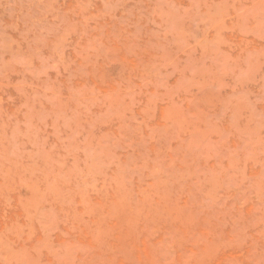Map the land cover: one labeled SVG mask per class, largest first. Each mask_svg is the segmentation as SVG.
Wrapping results in <instances>:
<instances>
[{"label": "rangeland", "instance_id": "rangeland-1", "mask_svg": "<svg viewBox=\"0 0 264 264\" xmlns=\"http://www.w3.org/2000/svg\"><path fill=\"white\" fill-rule=\"evenodd\" d=\"M0 264H264V0H0Z\"/></svg>", "mask_w": 264, "mask_h": 264}]
</instances>
